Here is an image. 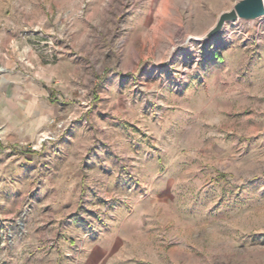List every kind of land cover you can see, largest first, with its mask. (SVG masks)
Masks as SVG:
<instances>
[{"label":"rangeland","instance_id":"374dc122","mask_svg":"<svg viewBox=\"0 0 264 264\" xmlns=\"http://www.w3.org/2000/svg\"><path fill=\"white\" fill-rule=\"evenodd\" d=\"M232 3L0 0V264H264V18L196 40Z\"/></svg>","mask_w":264,"mask_h":264},{"label":"water","instance_id":"95a60500","mask_svg":"<svg viewBox=\"0 0 264 264\" xmlns=\"http://www.w3.org/2000/svg\"><path fill=\"white\" fill-rule=\"evenodd\" d=\"M261 18H264V0H233L229 9L220 12L214 24L196 40L207 42L219 34L227 24L252 23Z\"/></svg>","mask_w":264,"mask_h":264},{"label":"crops","instance_id":"0c3cea01","mask_svg":"<svg viewBox=\"0 0 264 264\" xmlns=\"http://www.w3.org/2000/svg\"><path fill=\"white\" fill-rule=\"evenodd\" d=\"M37 95H42L43 92L38 90ZM38 97V96H37ZM33 101L35 99H32ZM12 111V108H9ZM14 110H16L15 112H19L20 114L19 117H17V115L14 113H12V115L10 114H5V118H4V124L5 127L9 130H14L17 128H23L24 131H22L20 133L21 134H25L24 132H30L32 133V131H36L38 129H40L42 127V124L45 122L46 117L49 116L50 112H52L53 108H49V106L47 104H45L42 100L39 101V106H35L32 107L31 105H27L24 108H18V107H13ZM13 112V111H12ZM49 112V113H48ZM26 129V130H25Z\"/></svg>","mask_w":264,"mask_h":264}]
</instances>
